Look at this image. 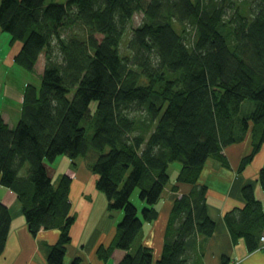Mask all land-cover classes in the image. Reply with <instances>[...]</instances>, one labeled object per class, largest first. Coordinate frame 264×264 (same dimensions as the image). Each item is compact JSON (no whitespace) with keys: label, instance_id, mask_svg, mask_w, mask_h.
Returning a JSON list of instances; mask_svg holds the SVG:
<instances>
[{"label":"trees","instance_id":"1","mask_svg":"<svg viewBox=\"0 0 264 264\" xmlns=\"http://www.w3.org/2000/svg\"><path fill=\"white\" fill-rule=\"evenodd\" d=\"M136 11L144 18L126 55L120 45ZM0 26L23 41L16 61L30 71L46 52L42 85L25 89L16 126L0 114V183L18 192L32 232L61 229L49 263L86 264L80 255L65 261L76 220L73 177L63 173L55 182L47 167L60 155L73 165L93 157L97 188L110 210L122 212L99 255L113 246L127 249L117 264H153V249L141 242L143 224L158 217L171 163L181 162L175 187L196 186L209 157L229 165V144L252 137L243 168L264 143V0H1ZM259 179L264 190V167ZM206 190L197 185L196 198H176L159 264H199L190 257L195 238L216 227L206 214ZM243 191L246 205L226 220L234 239L244 237L253 251L264 206L252 184ZM12 217L0 201V253Z\"/></svg>","mask_w":264,"mask_h":264},{"label":"crops","instance_id":"2","mask_svg":"<svg viewBox=\"0 0 264 264\" xmlns=\"http://www.w3.org/2000/svg\"><path fill=\"white\" fill-rule=\"evenodd\" d=\"M22 45L20 39L13 41L11 33L0 26V114L11 128L16 126L22 116L27 83L23 85L18 79V67L16 69L9 60H15ZM251 142L252 137L248 133L244 140L225 147L224 154L230 162L228 166L219 158L209 157L202 169L197 185L207 187L205 210L216 227L210 235L199 232L195 238L190 257L192 260L197 259L199 264H223L224 261L228 264H264V250L258 247L250 251L244 237L235 240L226 220L228 212L246 205L243 191L246 184L253 185L256 197L264 206V190L259 179L260 171L264 167V143L250 163L243 168L240 166L242 157L253 149ZM93 159L91 156L84 157L73 165L68 155H60L56 161L47 163L48 173L55 182L63 173L73 177L70 198L76 220L70 228L71 239L65 261L70 262L74 256L80 255L86 264H117L125 256L127 249L114 247L113 253L104 257L97 251L101 245L107 248L111 243V238L115 235V225L122 218V212L107 211L108 197L96 186L98 175L90 165ZM178 170L179 168H175L171 172L170 181L155 203L158 217L154 221L145 220L143 224L141 242L153 249V264H159L158 260L164 252L176 198L189 195L191 199V196L196 198L198 194L194 192L197 185L186 182L174 186ZM0 201L6 202L13 211L6 248L0 253V264H52L48 262V252L50 246L60 237L61 229L41 227L37 233L32 232L22 211L23 201L19 199L18 192L1 183ZM116 218L118 219L115 220ZM177 223L178 220L176 225ZM262 233L264 234V230ZM109 234L110 240L107 239Z\"/></svg>","mask_w":264,"mask_h":264},{"label":"rangeland","instance_id":"3","mask_svg":"<svg viewBox=\"0 0 264 264\" xmlns=\"http://www.w3.org/2000/svg\"><path fill=\"white\" fill-rule=\"evenodd\" d=\"M143 18H144V12H142V11H136V13H135V15L132 17V19H131V21H130V23H129V27H128V29L126 30V33L124 34L125 36H124V38H123V42H122V44L120 45L121 46V51H122V53H124V54H129V51H128V45H126V42H127V40L131 37V33H132V30L134 29V28H136V26H138L141 22H142V20H143ZM189 26V25H188ZM191 26V25H190ZM190 26H189V28H190ZM177 27H179V25H177ZM16 41V40H15ZM22 41V40H21ZM23 42V41H22ZM16 58H17V56H15V60L14 61H12V60H9V61H11V62H13L14 63V67L17 69V67H18V69H17V77H18V79H20V81L22 82V84L23 85H25L26 83H27V86H26V88L29 86V85H32V84H34V85H36V87H38V88H40L41 87V85H42V80H41V77H42V74H43V70H44V67H45V64H46V62H47V60H46V52L45 51H42L41 53H40V55H39V57H38V61L35 63V66H34V68H33V70H29V69H27V67L24 65V64H22V63H19L18 61H16ZM17 66V67H16ZM29 76H30V78H29ZM26 77H28V78H26ZM25 91V90H24ZM95 106H96V103H93L92 105H91V111H93L94 112V110H95ZM2 115V114H1ZM70 162L72 163V160H70ZM181 167V162L180 161H177V160H175V162H173V163H171V165H170V168H169V172H172V171H174L175 170V168H180ZM261 187H262V183H261ZM263 189V188H262ZM134 196H133V199H134V201L136 202V204L139 206V208H140V210L142 209V207H143V205H144V203L145 202H143V201H141L140 200V198H139V195L137 194V192L135 191V193L133 194ZM263 196H264V194H263ZM109 210V211H108ZM107 211L108 212H111L112 210H110V208L107 206ZM118 218H116L115 220H117ZM117 224V223H116ZM115 227H116V225H115ZM114 228V227H113ZM115 229V228H114ZM113 229V230H114ZM115 232H116V230H115ZM116 234V233H115ZM143 234V233H142ZM110 235L111 234H109V236H107V239L108 240H110L109 238H110ZM143 236V235H142ZM142 238V237H141ZM111 243L113 242V237L111 238ZM103 243V242H102ZM110 243V244H111ZM104 244V243H103ZM111 252L109 253V254H107L108 256L109 255H111L112 253H113V251H114V247L112 246L111 247Z\"/></svg>","mask_w":264,"mask_h":264},{"label":"built area","instance_id":"4","mask_svg":"<svg viewBox=\"0 0 264 264\" xmlns=\"http://www.w3.org/2000/svg\"><path fill=\"white\" fill-rule=\"evenodd\" d=\"M260 243H261V244H260L259 247H260L262 250H264V234H262L261 237H260Z\"/></svg>","mask_w":264,"mask_h":264}]
</instances>
